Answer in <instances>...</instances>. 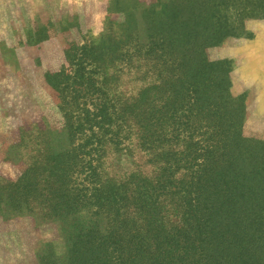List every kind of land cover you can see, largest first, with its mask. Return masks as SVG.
Returning a JSON list of instances; mask_svg holds the SVG:
<instances>
[{"label":"rangeland","instance_id":"rangeland-1","mask_svg":"<svg viewBox=\"0 0 264 264\" xmlns=\"http://www.w3.org/2000/svg\"><path fill=\"white\" fill-rule=\"evenodd\" d=\"M182 37L187 45H172ZM167 51L196 56L184 64L177 54L161 57ZM193 59L199 79L189 76L199 67ZM142 98L149 102L137 108ZM144 112L175 117L169 142L152 152L141 148ZM107 113H116L111 126ZM180 115L188 118L182 125ZM123 117L125 140L95 151L90 140L108 141ZM233 133L237 143L226 140ZM200 140L202 211L217 226L220 181L231 169L244 161L241 174L264 188V0H0V264H69L87 231L97 232L98 244L111 232L121 238L123 210L94 206V188L155 186L166 167L161 157L179 159ZM224 146L246 157L230 168ZM210 169L218 181H205ZM176 199L160 202L162 233L184 230ZM125 211L146 229L134 206Z\"/></svg>","mask_w":264,"mask_h":264},{"label":"trees","instance_id":"trees-1","mask_svg":"<svg viewBox=\"0 0 264 264\" xmlns=\"http://www.w3.org/2000/svg\"><path fill=\"white\" fill-rule=\"evenodd\" d=\"M186 41V37H182L180 42L172 43V45L175 46L178 43L187 45ZM167 52H163L161 57H172L177 54L181 56L180 59L184 64L196 56L183 52ZM140 54L141 51H137L134 55L128 53L125 56L126 61L131 63L133 57H139ZM144 56L151 60L156 54L150 51L144 53ZM193 63L199 67L193 68L194 71L191 70L189 76L199 79L202 77L200 60L193 59ZM164 68L166 72L170 73L166 67ZM181 69L184 70V72L181 71L184 76L186 70ZM148 102V99L142 98L137 108L147 106ZM129 114L131 113H127V115ZM113 117H116V113H107V117H104L108 126L113 123ZM137 117H142L139 122V124H143L139 129L143 132L140 138L142 149L152 152L157 149V146L169 142L170 133L166 131V127L167 122H174L173 115L160 114L156 116L155 113L144 112L137 114ZM181 117L184 118V120L180 119L182 125L188 118H185L184 115H180ZM185 123L187 126L188 122ZM168 126L170 125L168 124ZM129 129L127 118L123 117L118 130L115 132L107 130L111 135L108 141L94 136L90 142H95L92 144L96 145L95 151H100L106 143L119 146L125 140L124 132ZM176 132L174 131L178 136L187 134L188 138L192 139L191 131L177 130ZM198 137H202V135H198ZM228 139L231 140V143L239 141L236 133L231 134L226 140ZM225 149L231 152L227 157L230 160L221 159V161L225 163L224 165H229L230 168H232V164L239 162L238 159L244 160L246 157L244 154L234 157L238 151L233 147L227 149L224 146ZM166 154L168 153H163V155ZM221 156L223 157V154ZM161 158L165 160L163 162L166 167L161 168L162 175L155 186L145 182L146 180H140V183L128 181L127 186H123V191L120 188L105 192L99 186L94 188L95 193L94 196L92 195L94 206L105 210L104 206L108 203L109 207L114 208L118 214L123 210L121 229L123 236L120 238L119 234L115 233L114 235L111 232L107 236L106 243L98 244L97 232L87 231L80 237L81 240L78 243H73L69 264H264V188L259 187V183H256L252 177L248 178L241 174L247 167L244 165V161L229 171L227 179L221 178V189L218 193L221 196L218 213L221 215L220 223L216 226L211 217L212 214L209 211H202L201 140L188 147L179 159L172 155ZM87 169L88 178L95 185L98 168L90 162ZM180 169H184L188 174V176L186 175L188 179H184L182 182L176 181L172 177V174ZM225 169L226 166H223V170ZM214 176L217 174L210 169L205 181H209V179L218 181L220 177L213 178ZM253 184L257 186H253ZM130 188H133L134 191ZM164 198L169 200L177 198L180 207H183V231L161 232L162 227L158 224L155 215L160 211V202ZM131 205L139 211V215H144V219H147L146 229L136 227V224L127 215L125 210ZM203 210L209 209L204 208ZM224 222L230 226V230L227 232L221 230ZM157 229L159 230L157 231Z\"/></svg>","mask_w":264,"mask_h":264}]
</instances>
